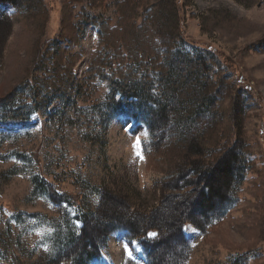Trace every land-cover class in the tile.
I'll return each instance as SVG.
<instances>
[{"label":"rangeland","instance_id":"1","mask_svg":"<svg viewBox=\"0 0 264 264\" xmlns=\"http://www.w3.org/2000/svg\"><path fill=\"white\" fill-rule=\"evenodd\" d=\"M29 2L30 7L21 0L18 5L0 2V264H74L81 246H61L69 235H81L84 216L90 217L87 233L102 232L109 225L103 205L113 206L117 200L129 218L142 214L143 230L177 199L204 231L186 224L183 236L189 250L178 255V233L169 242H159L153 249L155 264H264V54L246 51L264 36V4L147 0L163 8L161 19L150 24L152 45L164 47L172 17L178 25L173 51L193 55L212 49L227 75L225 108L239 96L228 116H241L233 142L245 166L238 183L232 182L225 194L228 204L201 217L191 204L190 183L200 172L198 166L210 162L209 153L176 146L174 153L165 152L171 138L191 133L196 126L175 123L173 115L162 127L154 122L151 130L129 117L103 122L101 104L109 88L100 81L92 93L75 98L70 93V99L54 95L46 110L40 103L34 107L33 90L50 92V80L63 77L75 58L73 72L80 80L88 56L103 49L91 19L130 32L132 24L151 17V7L137 10L135 17L137 3L130 6L125 0H108L97 9L88 2L70 5L69 0ZM55 44L64 52L61 72L53 59ZM105 71L110 74L111 68ZM215 72L210 67L208 75ZM19 114L29 119L8 118ZM146 235L153 239L157 234L152 229ZM102 249V264H150L141 239L122 230L108 237Z\"/></svg>","mask_w":264,"mask_h":264},{"label":"trees","instance_id":"2","mask_svg":"<svg viewBox=\"0 0 264 264\" xmlns=\"http://www.w3.org/2000/svg\"><path fill=\"white\" fill-rule=\"evenodd\" d=\"M16 1L0 0V2L13 5ZM107 1L69 0V4L88 2L90 8L97 9ZM125 1L129 2L130 6L132 2L137 3L133 9L135 17L139 15L136 13L137 10H147L151 7L148 13L151 14V17H147L140 24H136V22L132 24L130 32H122L113 28L110 21L91 19L90 24L98 28V45L103 49L97 48L88 56L87 68L80 80L75 77L73 72L76 58L66 62L64 76L61 77L59 73L63 69H60L62 67L60 64L65 62L62 56L64 52H61L62 46L55 44L53 59L57 63L56 69L60 71L57 73L60 78L57 82L50 80L52 85L47 86L50 92L46 94L38 88L36 91L33 90L32 94L36 93L33 96L34 107L36 108L37 104L40 103L41 109L46 110L51 102V97L54 95L70 99V93L74 95V98L78 95L92 93L96 87L94 83L100 81L109 88L108 97L105 103L101 104L100 116L103 118V122H106L107 118L112 120L116 117H129L136 122H142L151 130L155 125L154 122L159 123V126L162 127L168 120V116L173 115L175 123L185 122L186 125L196 126L191 133H183V136L171 138L172 144L165 148V152L174 153V146H176L199 150L202 154L209 153L210 156L206 159L210 158V162L205 164L203 160L205 165L198 166L200 172L192 184L190 183L193 185L192 190L190 189V195H194L191 200L192 207L194 210L199 209V216L202 217V214L210 213L215 208L219 209L223 204H228L229 196H225V194L230 189L232 182L238 183L237 176L241 173V168L245 166L242 162L244 161L242 156L240 157L235 153L236 141L233 142L237 138V132L239 134L241 116L238 114L232 118L228 116L234 112V105L238 103L239 96L232 100L229 108H225L227 75L224 73L225 69L221 61L218 60L212 49L201 51V54L196 50L193 55H183L181 52L173 51L175 47L174 38L176 37L174 34L178 32L176 28L178 25L172 17L173 25L172 27L169 25L171 33H165L167 37L163 39L164 47L162 48L164 50L152 45L149 38V28L151 23L158 18L161 19L163 15V8L160 3L148 4L147 0ZM243 1H247L246 3L249 4L255 2L264 4V0ZM21 3L30 7L29 0H21ZM174 13H176L175 10ZM165 32L167 31L165 30ZM108 50L112 52L111 55L104 54ZM246 51L264 54V36L247 46ZM108 67L111 68L110 74L105 71ZM210 67H214L216 72L208 75ZM47 83L45 82V87ZM155 84H157V88H154ZM51 87L54 88L52 92ZM74 104L76 103L74 102ZM105 113L108 114V117L104 116ZM8 118L26 121L29 119V115H11ZM200 123H203V126H199ZM236 164L238 168H236ZM168 198H166L168 202L173 201L170 197ZM104 207L106 208L104 209ZM169 208L165 214L157 213L154 221L150 219L148 226L142 227V230L139 228L141 220L144 219L142 214L141 216L138 214L140 216L138 218L130 216V219L122 213L117 200L113 206L107 203L106 206L103 205L104 222H108L109 225L104 227L102 232L96 230L92 232V235L87 233V228H90L88 226V218L90 217L84 216L81 235L79 237L69 235L61 247L64 248L74 243L78 247L81 246L82 250L76 252V255L74 253L73 263L91 264L101 257L102 247L107 238L114 232L122 230L130 238L141 239L147 248L150 264L156 263L153 254L154 247L159 245L158 243L161 241V243L169 242L170 236L173 240L176 233H178V242L175 246V254L186 253L189 246L183 236V227L186 224H192L197 230H204L196 223V219L191 217L190 211L183 208L178 199L175 200V205ZM104 222L101 221V225ZM152 229L157 235L155 238L149 239L146 237V233ZM89 239L91 242L84 241ZM66 253L71 254L69 250H66ZM172 256L176 257L173 253ZM165 260L166 258L162 261ZM176 261L181 262L177 257ZM160 264L163 263L160 262Z\"/></svg>","mask_w":264,"mask_h":264},{"label":"snow or ice","instance_id":"3","mask_svg":"<svg viewBox=\"0 0 264 264\" xmlns=\"http://www.w3.org/2000/svg\"><path fill=\"white\" fill-rule=\"evenodd\" d=\"M139 145H140V141H139V139H137V141H136V144L134 145V147H139ZM154 235V234H153Z\"/></svg>","mask_w":264,"mask_h":264}]
</instances>
